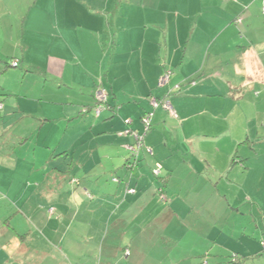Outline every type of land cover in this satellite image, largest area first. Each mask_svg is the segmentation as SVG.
Instances as JSON below:
<instances>
[{"label": "crops", "instance_id": "0c3cea01", "mask_svg": "<svg viewBox=\"0 0 264 264\" xmlns=\"http://www.w3.org/2000/svg\"><path fill=\"white\" fill-rule=\"evenodd\" d=\"M0 104V264H264V0H0Z\"/></svg>", "mask_w": 264, "mask_h": 264}, {"label": "built area", "instance_id": "2783aa9c", "mask_svg": "<svg viewBox=\"0 0 264 264\" xmlns=\"http://www.w3.org/2000/svg\"><path fill=\"white\" fill-rule=\"evenodd\" d=\"M240 19H236V22H240ZM12 66L16 67L18 65L17 61H13L11 63ZM172 74V70L171 69H165L163 71V73L161 74L159 80H158V86L163 87L165 85L168 84L169 80H170V76ZM107 91L101 86L99 85L97 87V89L95 90L94 93V97H95V102H96V106L94 108L95 114L98 115L100 110L103 107V103L106 101L107 99ZM169 95L164 96L163 98H155V97H151L149 99L150 102V106L151 109L148 110L142 117H141V121H142V125H143V130L141 133H138L137 131L134 130H130L127 129L123 132H120L119 134H129L132 135L134 138L135 143L134 144H130L127 145V149L129 150V153L131 156L133 157H138V153L140 148L143 146V139H144V135L149 131V129L151 128V121L154 115V111L157 107L161 106L164 109H166L170 114H173V108L172 105L170 103L169 100ZM1 107V104H0ZM149 153H151V149L150 148H145ZM161 164L160 163H156V167L153 170L154 175H158L160 173L161 170ZM74 181V180H73ZM77 180H75L76 182ZM130 192L133 191L132 189L129 190ZM263 248H264V241L262 242ZM126 254H128V251H125ZM202 264H206V263H202Z\"/></svg>", "mask_w": 264, "mask_h": 264}, {"label": "rangeland", "instance_id": "374dc122", "mask_svg": "<svg viewBox=\"0 0 264 264\" xmlns=\"http://www.w3.org/2000/svg\"><path fill=\"white\" fill-rule=\"evenodd\" d=\"M11 17V15H10ZM16 34H18L20 31L15 30L14 31ZM6 48V46H5ZM5 135V134H4ZM2 136H0V144L2 142ZM36 177L35 174L32 173H25V166H21V168H18L17 170L12 171L11 173H5V174H1L0 173V225L5 224L7 221L9 222V220H11L13 217H15L17 214L21 215L22 219L25 220L24 224H27V219L30 217V212H28L26 209H21L19 211V209L16 206H13L11 203V199L10 198H15V193L17 192L15 190L12 191H7L6 187H12V188H16L19 185V181L17 180L18 178H22L23 180H28V182H33V179ZM28 188V186H27ZM28 193L31 191V187L27 189ZM19 192V191H18ZM110 209V208H109ZM107 209H105L104 207V211L105 213ZM27 221V222H26ZM9 225V224H8ZM33 227H31L32 229L35 228L34 225H31ZM111 225L106 226V229H109L108 227H110ZM29 228V229H31ZM120 230H130L128 228V224L125 222L123 224V226L120 228ZM43 236V235H41ZM37 240H42V238H36ZM0 242H2V240L0 239ZM126 243H123L121 245V248L125 246Z\"/></svg>", "mask_w": 264, "mask_h": 264}, {"label": "trees", "instance_id": "16d2710c", "mask_svg": "<svg viewBox=\"0 0 264 264\" xmlns=\"http://www.w3.org/2000/svg\"><path fill=\"white\" fill-rule=\"evenodd\" d=\"M238 23H240V22H238ZM107 100V99H106ZM106 103H107V101H105L104 103H103V107H102V109L100 110V112L106 107ZM97 104H96V102H95V104H94V108H95V106H96ZM93 111H94V109H93ZM100 112H99V114H100ZM94 114H95V111H94ZM98 114V115H99ZM96 115V114H95ZM134 143H135V141H134ZM143 148H146V147H144V141H143V146H142ZM140 148V150L141 149H143V148ZM140 150H139V152H140ZM144 150V149H143ZM146 150V149H145ZM146 152H148L147 150H146ZM149 153V152H148ZM138 155H139V153H138ZM139 161V157H133V156H131L130 155V153H129V157L127 158V160L125 161V164H124V166H126V167H128L129 168V170H132V168L136 165V163ZM155 167H156V163L152 166V168H151V171H152V174H153V176L156 178V177H159V174L158 175H154V173H153V170L155 169ZM162 168V167H161ZM116 179L118 180V178L116 177ZM75 183H77V182H75ZM130 189H128V188H125V194H128V193H130V191H129ZM235 261H236V259H234Z\"/></svg>", "mask_w": 264, "mask_h": 264}, {"label": "clouds", "instance_id": "9594fccd", "mask_svg": "<svg viewBox=\"0 0 264 264\" xmlns=\"http://www.w3.org/2000/svg\"><path fill=\"white\" fill-rule=\"evenodd\" d=\"M12 66V65H11ZM14 67V66H13ZM17 67V66H16Z\"/></svg>", "mask_w": 264, "mask_h": 264}]
</instances>
